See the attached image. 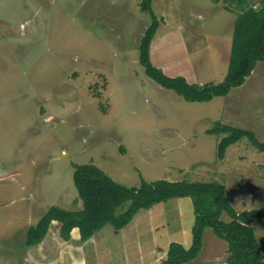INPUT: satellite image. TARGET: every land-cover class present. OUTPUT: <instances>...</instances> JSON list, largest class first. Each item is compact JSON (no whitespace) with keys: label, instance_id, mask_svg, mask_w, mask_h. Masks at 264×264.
I'll use <instances>...</instances> for the list:
<instances>
[{"label":"rangeland","instance_id":"rangeland-1","mask_svg":"<svg viewBox=\"0 0 264 264\" xmlns=\"http://www.w3.org/2000/svg\"><path fill=\"white\" fill-rule=\"evenodd\" d=\"M143 2L0 0V264L28 260V231L50 208H83L78 165L92 164L128 188L143 180L219 182L237 213L264 208V152L243 138L220 160L225 135L208 134L230 125L264 144V62L227 97L187 102L140 64L153 22ZM234 6L153 0L160 21L154 66L190 84L223 82L240 13ZM221 219L231 221L227 213ZM194 224L190 198L157 204L121 231L105 226L97 243L84 247L87 264H158L172 243L192 245ZM251 227L263 247L264 220ZM228 256L227 243L206 229L190 264H226Z\"/></svg>","mask_w":264,"mask_h":264},{"label":"trees","instance_id":"trees-1","mask_svg":"<svg viewBox=\"0 0 264 264\" xmlns=\"http://www.w3.org/2000/svg\"><path fill=\"white\" fill-rule=\"evenodd\" d=\"M236 6L230 11L240 10L235 21L232 37L228 72L219 84H190L185 77H169L154 66L151 60V45L160 27V21L152 10L153 0H144L142 10L150 12L153 22L147 29L139 51L140 64L146 75L158 85L174 91L190 103L211 102L218 97H227L233 89L242 87L257 63L264 62V0L258 8L251 6L249 0H232ZM208 134L225 135L219 142L218 157L223 160L228 147L243 138L260 152L264 144L259 142L254 132L218 124ZM74 183L83 202L80 211L71 212L52 207L36 227L27 234V247L42 244L50 232L53 222L61 224L60 237L70 242L72 232L79 233L78 243L83 245L96 237L107 225L116 231L127 227L140 211H149L155 205L173 199L190 198L193 202L195 224L192 228V245L187 248L180 243L169 246L166 257L159 264H190L201 253L206 229L227 243L226 264H264V246L257 241L251 224L264 220V208L237 213L226 197V188L219 182H171L143 180L139 187H125L105 174L98 167L89 165L75 166ZM126 208L119 213V209ZM227 213L230 222L222 221Z\"/></svg>","mask_w":264,"mask_h":264},{"label":"crops","instance_id":"crops-1","mask_svg":"<svg viewBox=\"0 0 264 264\" xmlns=\"http://www.w3.org/2000/svg\"><path fill=\"white\" fill-rule=\"evenodd\" d=\"M60 230L61 224L53 222L50 232L42 244L32 248L27 247L26 244V248H29L30 251L28 260L24 264H87L88 256H86L84 247H89L93 241L97 243V237L80 245L77 230L72 232L70 242H66L60 237ZM95 246L98 247V245ZM97 261L99 262V258Z\"/></svg>","mask_w":264,"mask_h":264},{"label":"clouds","instance_id":"clouds-1","mask_svg":"<svg viewBox=\"0 0 264 264\" xmlns=\"http://www.w3.org/2000/svg\"><path fill=\"white\" fill-rule=\"evenodd\" d=\"M238 202H239V206L241 207H247L250 205V202L247 200H238Z\"/></svg>","mask_w":264,"mask_h":264}]
</instances>
